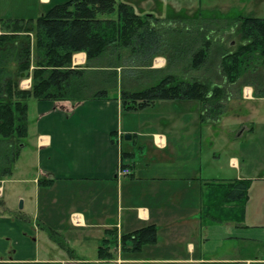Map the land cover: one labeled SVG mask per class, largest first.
Instances as JSON below:
<instances>
[{"label": "crops", "instance_id": "obj_1", "mask_svg": "<svg viewBox=\"0 0 264 264\" xmlns=\"http://www.w3.org/2000/svg\"><path fill=\"white\" fill-rule=\"evenodd\" d=\"M68 1L0 0V19H38ZM184 1L173 9L146 0V13L127 4L160 20L206 19L192 17L197 0ZM232 1L209 4L241 2L256 14L243 17L264 19V0ZM160 6L167 15L152 12ZM222 27L216 32L234 48L226 40L234 30ZM87 64L85 53L72 58L74 68ZM168 66L158 56L152 68L181 73ZM217 80L209 111L199 101L123 111L121 81L108 100L31 101L25 145L13 175L0 181V264H264V91ZM19 87L30 90L31 78ZM122 168L129 174L119 175ZM238 182L249 184L244 201L227 198ZM151 226L154 244L122 250V237ZM111 240L115 259H99Z\"/></svg>", "mask_w": 264, "mask_h": 264}, {"label": "trees", "instance_id": "obj_2", "mask_svg": "<svg viewBox=\"0 0 264 264\" xmlns=\"http://www.w3.org/2000/svg\"><path fill=\"white\" fill-rule=\"evenodd\" d=\"M199 19L160 20L118 0H71L35 20L0 19V181L13 175L25 145L31 101L108 100L121 81L123 111H142L160 101H199L209 111L211 93L222 89L218 77L264 91V19L227 21L225 27L234 30L230 37L240 39L234 48ZM77 53L87 55L84 68L72 66ZM158 56L181 73L153 69ZM28 77L31 89L21 90L20 81ZM129 81L137 90L125 88ZM248 189V182L235 183L227 198L244 201ZM127 242L139 251L156 242V229L122 237V250ZM115 243L106 241L99 259H115L110 252Z\"/></svg>", "mask_w": 264, "mask_h": 264}, {"label": "rangeland", "instance_id": "obj_3", "mask_svg": "<svg viewBox=\"0 0 264 264\" xmlns=\"http://www.w3.org/2000/svg\"><path fill=\"white\" fill-rule=\"evenodd\" d=\"M118 1H120V0H118ZM126 1H123V2L130 3L131 5H134V8L136 6L135 9L143 10V13H146V12H144V10H147L146 0H126ZM164 1H166V4L172 5L171 8H173V9H176L177 5L182 6V7H187L188 6V1H184V0H164ZM215 1H220V0H215ZM222 1H224V2H221V3H227L228 2V0H222ZM230 1H232V0H230ZM210 2H211V0H197L196 3H193L192 6L193 7H197V12H196L197 14L193 13L192 17L197 16V15L200 16L199 13L202 12V14H201L202 17H204V18H206V20H208L209 19L208 16L211 15L213 19L210 20V21H203V18H201L199 20L200 21L202 20L203 24H205V23L208 24L209 23V25H211V27L214 28L217 31L220 29L218 24H217L218 21L220 22V24H222L221 27L224 26V28H226L225 26H226V22L227 21H230V20L233 21L236 18L243 17V16L256 15L255 13L254 14H248V12H243L242 8H240V7H242L241 6V4H242L241 2H239V3L234 2L232 4H229L228 6H226L225 9L217 7V6L211 8L210 7L211 4H209ZM160 5H161V3H160ZM214 5H220V4H214ZM161 6L159 8L155 7V9L152 10V12L156 13V15H158L159 17H162V15H167L166 10L163 9ZM199 8H201V9H199ZM174 12H176V11L173 10L170 13V17H175L176 15H178V14H176L177 12L176 13H174ZM116 16L117 15L115 14L113 16H109V18H115ZM214 19H219V20H214ZM192 20H196V19H192ZM200 21H199V23H200ZM229 30H232V29H229ZM229 39H232V37L226 38V40H229ZM232 40H235L237 42V44L240 42V39L238 37H235V36L233 37ZM261 68L262 67H260L259 69H261ZM261 71H262V69H261Z\"/></svg>", "mask_w": 264, "mask_h": 264}, {"label": "built area", "instance_id": "obj_4", "mask_svg": "<svg viewBox=\"0 0 264 264\" xmlns=\"http://www.w3.org/2000/svg\"><path fill=\"white\" fill-rule=\"evenodd\" d=\"M126 174H129V170H127V169H120V171H119V175H126Z\"/></svg>", "mask_w": 264, "mask_h": 264}, {"label": "water", "instance_id": "obj_5", "mask_svg": "<svg viewBox=\"0 0 264 264\" xmlns=\"http://www.w3.org/2000/svg\"><path fill=\"white\" fill-rule=\"evenodd\" d=\"M21 208H22V204H21Z\"/></svg>", "mask_w": 264, "mask_h": 264}]
</instances>
